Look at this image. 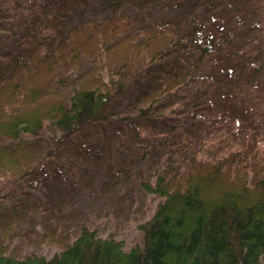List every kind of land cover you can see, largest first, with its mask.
I'll use <instances>...</instances> for the list:
<instances>
[{"label": "trees", "instance_id": "obj_1", "mask_svg": "<svg viewBox=\"0 0 264 264\" xmlns=\"http://www.w3.org/2000/svg\"><path fill=\"white\" fill-rule=\"evenodd\" d=\"M126 1L110 0L107 15L66 29L53 45L44 31L57 32L82 0H54L38 12L40 26L31 22L24 29L18 42L24 52L0 66V177L31 176L28 137L46 125L64 137L106 120L108 102L141 72L148 76L147 106L116 121L168 116L157 112L159 104L215 54L208 33L189 40L173 20L143 24L123 10ZM131 1L142 8L160 3ZM188 43L191 55L181 57ZM166 145L140 184L157 203L136 227L139 244L126 248L90 226L52 228L35 241L52 243L51 257L22 254L2 240L21 238L12 231L20 213L12 206L0 228V264H264V149L249 144L209 160L192 139Z\"/></svg>", "mask_w": 264, "mask_h": 264}, {"label": "rangeland", "instance_id": "obj_2", "mask_svg": "<svg viewBox=\"0 0 264 264\" xmlns=\"http://www.w3.org/2000/svg\"><path fill=\"white\" fill-rule=\"evenodd\" d=\"M52 1L0 0L1 67L24 52L18 43L24 29L31 22L40 26L38 12ZM82 1L57 32L44 31L50 45L66 29L109 12L110 0ZM159 1L142 8L127 0L123 10L143 24L178 22L189 40L204 31L215 54L159 104L157 112L169 114L164 118L116 121V115L136 114L147 106L148 76L141 72L108 102L102 112L106 120L64 137L63 130L46 125L28 137L33 174L22 180L0 177V228L12 206L21 213L12 228L22 232L21 238L2 237L9 248L51 257L56 248L35 243L37 235L81 226L112 234L130 248L141 242L136 227L157 203L144 193L141 181L170 140H194L199 156L209 160L249 144L258 152L264 149V0ZM191 48L184 45L181 57H189Z\"/></svg>", "mask_w": 264, "mask_h": 264}]
</instances>
